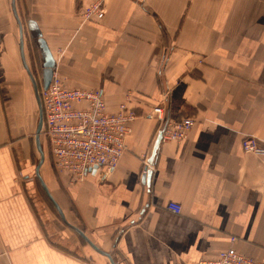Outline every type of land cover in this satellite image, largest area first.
<instances>
[{
	"label": "crops",
	"instance_id": "0c3cea01",
	"mask_svg": "<svg viewBox=\"0 0 264 264\" xmlns=\"http://www.w3.org/2000/svg\"><path fill=\"white\" fill-rule=\"evenodd\" d=\"M93 1L104 3L105 17L84 21L83 7ZM25 6L30 31L33 22L68 86L100 89L109 111L126 101L137 117L127 150L103 180L59 173L41 137L44 158L36 163L12 89L22 80L26 95L29 74L0 33V264H112L99 250L115 264H197L232 237L240 252L263 258L264 160L242 140L253 136L264 146V0ZM39 57L38 80L41 50ZM157 105L167 121L196 123L183 140L162 138L148 183L144 170L161 127ZM34 138L40 153L36 131ZM169 201L181 212L168 209Z\"/></svg>",
	"mask_w": 264,
	"mask_h": 264
},
{
	"label": "built area",
	"instance_id": "2783aa9c",
	"mask_svg": "<svg viewBox=\"0 0 264 264\" xmlns=\"http://www.w3.org/2000/svg\"><path fill=\"white\" fill-rule=\"evenodd\" d=\"M105 14L104 3L93 1L83 7L81 17L84 21L102 20ZM40 98L43 111L40 136L49 145L56 170L70 175L73 181L84 180L90 174L105 179L127 150L126 140L136 111L124 101L111 112L100 89L70 87L56 71L49 86L40 88ZM153 111L161 123L160 130L164 128V139L183 140L196 123L192 117L167 121L164 105H157ZM242 147L246 152L260 154L264 160V146L257 138L245 136ZM145 167L144 173L150 168L149 162ZM167 207L175 213L182 210L176 201H169ZM230 242L216 257L201 259L197 264H264V257L258 259L240 252L235 246L237 237Z\"/></svg>",
	"mask_w": 264,
	"mask_h": 264
},
{
	"label": "rangeland",
	"instance_id": "374dc122",
	"mask_svg": "<svg viewBox=\"0 0 264 264\" xmlns=\"http://www.w3.org/2000/svg\"><path fill=\"white\" fill-rule=\"evenodd\" d=\"M12 0H0V33H3L4 36L2 38H7V40H12L15 44V47H13L14 54H20L19 52V40L21 38L20 35V23L23 27V37H24V54L27 56L28 65L32 70V73L34 74L35 78L38 74V64H40L41 58L39 57L40 50L38 49L37 43L35 39L32 36V32L29 29V26L27 24L28 15L26 14V6H25V0H15V7L16 12L19 17V21L15 15V11L13 10ZM11 28L13 29L11 32ZM5 49V48H4ZM40 73V72H39ZM41 78V77H40ZM13 85L16 90V96L17 99V111L16 118L17 122L20 125H23L20 127V132H26V126L28 127V132L30 130L31 134L28 135L33 153L35 154V161L38 162L40 158V153L36 150L35 147V131L37 129L38 121H39V109L37 106L36 97L33 93V86L31 84V79L29 76H26L25 78V85L27 86L25 90L26 95H22L21 88L24 86L22 80H18V86L16 87L15 84ZM27 119L30 120L29 123H27ZM26 125V126H24ZM34 135V136H33ZM41 137V136H40ZM43 144L45 145L46 153H50V149L48 146L47 141L42 137ZM36 165V164H35Z\"/></svg>",
	"mask_w": 264,
	"mask_h": 264
},
{
	"label": "water",
	"instance_id": "95a60500",
	"mask_svg": "<svg viewBox=\"0 0 264 264\" xmlns=\"http://www.w3.org/2000/svg\"><path fill=\"white\" fill-rule=\"evenodd\" d=\"M12 5H13V10L15 11V15L19 21V17L18 14L16 12V7H15V0H12ZM20 22V21H19ZM21 29H20V51H21V55L26 67V70L30 76V79L33 83L34 86V93H35V97H36V101H37V106L39 109V121H38V125H37V129H36V142H37V147L40 151V154L42 155V160L44 158V151L42 149L41 146V141H40V132L42 130V126H43V111H42V105H41V98H40V88L42 87L43 89H46L53 77L54 71H55V64H56V60L55 57L51 51V49L49 48L46 40L43 38L42 34L35 28V25L33 22L30 23V27L33 30L32 31V36L34 37L38 48L41 50L42 52V58H43V63H42V71H41V79L38 80L37 78H35V76L33 75V73L31 72V70L29 69L28 65L26 64L25 61V54H24V35H23V27L22 24H19ZM163 133H164V128H162L161 130H159L156 142H155V146H154V151L151 155V157L149 158L148 162L149 164L153 163V159L155 156V153L158 149V146L163 138ZM152 175V171L150 168L147 169V172L144 173L143 175V181H147L149 183L150 178ZM45 187V185H44ZM46 189V187H45ZM55 205L57 206V208L60 211V208L58 207V205L55 203ZM62 213V212H60ZM63 216V214H62ZM80 232V231H79ZM81 234H83L82 232H80ZM83 236L85 237V235L83 234ZM86 238V237H85ZM87 239V238H86ZM98 250V248H96ZM102 254L108 256L112 262V264H115L111 255L107 252L101 251L99 250Z\"/></svg>",
	"mask_w": 264,
	"mask_h": 264
}]
</instances>
